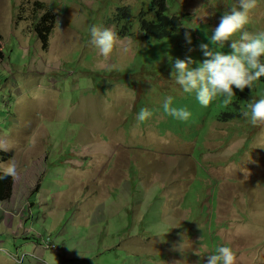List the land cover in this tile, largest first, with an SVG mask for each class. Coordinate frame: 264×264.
<instances>
[{"label":"rangeland","instance_id":"1","mask_svg":"<svg viewBox=\"0 0 264 264\" xmlns=\"http://www.w3.org/2000/svg\"><path fill=\"white\" fill-rule=\"evenodd\" d=\"M145 2L0 0V162L23 176L0 201V264H206L218 244L234 264H264V123L243 116L264 81L203 106L170 75L172 58H205L198 45L213 47L206 36L238 2L173 0L182 28L162 40L108 23ZM91 24L116 33L109 56ZM244 28L264 31V0ZM166 96L187 120L163 110Z\"/></svg>","mask_w":264,"mask_h":264},{"label":"clouds","instance_id":"2","mask_svg":"<svg viewBox=\"0 0 264 264\" xmlns=\"http://www.w3.org/2000/svg\"><path fill=\"white\" fill-rule=\"evenodd\" d=\"M237 2L239 6L225 11L220 16L219 23L211 29L210 35L206 36L213 47L203 42L198 45L205 57L203 60L195 62L196 66H193L194 61L191 57L172 58L171 77L184 93H194L196 100L203 106H207L216 97L228 103L236 95L233 86L242 91L245 86L251 88L253 82L264 77V31L251 33L244 28L248 21V11L254 7L255 0H237ZM146 4L147 2L144 3L145 6ZM130 9L133 20L137 14L132 7ZM115 11L117 13V9ZM50 16L52 17L51 14ZM110 22L119 24V27L125 24V21H116L115 15ZM88 32L90 42L99 53L104 57L109 56L114 48L116 33L111 28L96 24H91ZM237 32L239 38L230 39ZM185 39L190 42L191 37L187 32ZM227 40H231L229 45L231 51L218 50ZM172 99L171 96L164 97L163 110L179 120H187L191 115L190 111L185 107H173ZM151 114L150 109L141 107L136 113V119L142 122ZM225 114L227 113L222 114L218 121L227 122L236 118L234 116L224 120ZM243 116L253 125L264 123V96H260L248 105V110L243 112ZM5 176L17 182L23 179L20 167L11 162V158L6 162H0V179ZM52 249L58 250L55 247ZM234 261L235 253L232 248L227 244H218L214 251L208 252L206 264H234Z\"/></svg>","mask_w":264,"mask_h":264},{"label":"trees","instance_id":"3","mask_svg":"<svg viewBox=\"0 0 264 264\" xmlns=\"http://www.w3.org/2000/svg\"><path fill=\"white\" fill-rule=\"evenodd\" d=\"M171 9V11H170ZM176 7L173 5V0H148L145 9H141L135 18L132 19V11L130 7H118L115 14L116 21H125L127 24H123L118 27V33L120 36L127 37L132 35L131 28L135 26L141 34L149 40H162L170 37L173 31L182 28V22L185 16L172 14L175 13ZM49 14H45L39 20V24L35 26V30L39 35H42L45 30L41 24H48L51 20H48ZM51 18V17H50ZM108 23H111L110 21ZM264 81V77H263ZM234 94L237 95L236 91ZM242 95V94H241ZM232 104L239 107L242 102L239 98L234 97ZM239 113L232 112L224 115V120H228L234 116H238ZM4 155V154H3ZM12 178L5 176L0 179V201L10 198Z\"/></svg>","mask_w":264,"mask_h":264},{"label":"crops","instance_id":"4","mask_svg":"<svg viewBox=\"0 0 264 264\" xmlns=\"http://www.w3.org/2000/svg\"><path fill=\"white\" fill-rule=\"evenodd\" d=\"M6 218L8 219L7 213H3L2 211H0V222H2ZM57 257L59 258V256H57Z\"/></svg>","mask_w":264,"mask_h":264}]
</instances>
